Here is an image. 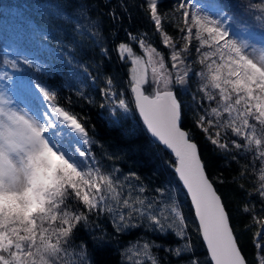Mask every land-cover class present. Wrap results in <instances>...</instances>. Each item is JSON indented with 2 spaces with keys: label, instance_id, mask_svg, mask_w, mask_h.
I'll return each instance as SVG.
<instances>
[{
  "label": "snow or ice",
  "instance_id": "1",
  "mask_svg": "<svg viewBox=\"0 0 264 264\" xmlns=\"http://www.w3.org/2000/svg\"><path fill=\"white\" fill-rule=\"evenodd\" d=\"M145 2L161 43L171 50V68L176 71L169 69L164 54L148 42L146 34H129L143 52L137 55L130 44L118 45L119 58L131 61L132 103L146 130L174 155L170 166L194 205L208 264H250L216 186L223 180L210 178L192 132L182 126L186 112L173 88L185 85L192 73L188 56L195 40L197 56L192 63L199 64L201 71L192 74L202 82L198 91L208 107L196 116L194 126L225 154L233 150L252 154L239 175L254 176L253 190L246 194L258 197L264 212V46L234 38L232 17L222 8L208 14L188 0H179L174 11L180 14L176 27L183 43L178 48L165 31L169 14L158 8L161 0ZM248 7L259 12L254 18L264 27V0ZM80 15L86 13L81 10ZM81 28L78 24V31ZM80 35H91L99 43L100 34L91 28H84ZM101 51L107 53L103 47ZM56 55L60 56L59 50ZM20 58L26 65L33 64L26 56ZM10 67L18 68L16 60L10 61ZM0 80L5 81L0 84V264H91L86 246L81 244L79 252L73 249L74 230L88 224L90 213L102 212L111 216L117 232L141 227L145 221L151 231L166 234L171 230L183 244L166 251L187 259L188 264H202L187 235L185 216L169 190L156 189L162 196L168 191L164 200L149 199L141 195L144 187L130 183L133 177L139 179L135 173L122 180L117 169L103 170L90 152L94 141L89 132L75 113L56 102V92L31 79L22 89L14 88L8 71L0 74ZM106 84L104 97H117L111 77ZM9 90L19 99L13 100ZM28 97L41 102L21 107ZM117 108L127 113L129 102L118 98L112 111ZM242 210L252 213V221L260 228L253 236L255 264H264V244L260 243L264 218L255 215L250 202ZM154 247L160 246L154 241L137 242L126 249L127 258L139 257L135 264H160ZM71 256L79 260L72 261Z\"/></svg>",
  "mask_w": 264,
  "mask_h": 264
},
{
  "label": "trees",
  "instance_id": "2",
  "mask_svg": "<svg viewBox=\"0 0 264 264\" xmlns=\"http://www.w3.org/2000/svg\"><path fill=\"white\" fill-rule=\"evenodd\" d=\"M218 5L230 13L234 18L233 27L251 29L264 35V27L261 22L255 20L259 12L250 9L249 4L260 3L262 0H215ZM174 0H161L158 8L169 14L165 23V31L179 40L181 33L174 23ZM24 6V12L37 23L42 22L57 31L58 38L72 51L75 59L86 62L91 74L97 79V88L90 87L85 92H79L63 75L62 70L57 71L49 62L39 66L37 64L26 65L19 54L2 49L8 42L7 33L0 28V74L8 71L13 79L18 76L26 81L31 79L48 87L57 94V103L75 113L89 132V137L94 141L90 146V152L95 155L101 167L105 171L117 169L116 173L122 180L130 173H135L139 179L131 178L130 183L135 187H144L141 195L149 199L155 197L164 200L168 191L162 196L156 192L157 188H165L171 192L175 202L185 216L187 235L191 238L194 254L202 264H208L206 247L197 232L194 211L189 199L170 166L175 162L174 158L156 143L147 133L141 120L131 104L130 109L133 118L122 119L118 124H111L102 115L101 105L103 98L101 89L104 82L111 77L118 94L129 96L130 92V62L121 60L118 55V45L131 44V36H147V39L164 54L168 59V51L162 45L153 23L146 11L144 0H0V15L8 7ZM83 10L86 16H81ZM59 12L61 15H56ZM11 16V15H10ZM91 28L98 32L99 43H94L91 35L81 36L77 25ZM179 24V23H178ZM94 25V27H93ZM131 34V36L129 35ZM28 43H34L30 38H25ZM134 46L139 45L134 41ZM32 46H30L31 48ZM107 49L103 53L101 48ZM42 57V56H41ZM16 60L18 68L11 69L10 61ZM9 62V63H5ZM5 82V81H3ZM181 100L185 97L179 96ZM186 116L182 126L192 132L198 144L202 159L207 164L210 178L219 177L223 183L216 182L218 191L224 198L227 208L233 217L234 230L239 236V241L250 264H255L257 249L253 244L254 233L260 228L252 221V213L243 212L246 203L255 205V215L264 218L261 212V204L254 194L247 195L253 190L254 176L239 173L243 165L252 159L251 153L233 150L225 154L216 149L194 126V113L185 111ZM232 155L237 159L233 160ZM111 157V159H109ZM257 167L259 163L257 162ZM244 188H240V185ZM139 194V193H136ZM81 210H83L81 208ZM145 221L141 227L117 232L111 216L107 213L89 214L87 225H78L74 230L73 249L79 252V246H86L87 258L91 264H135L139 257L127 258L126 249L137 242L154 241L160 247L152 249L160 264H188L187 259L171 255L167 248H175L183 244L171 230L166 234L151 231ZM103 236V240L98 238ZM264 243V238H261ZM191 255V254H189ZM72 261H78V256H71ZM145 264L150 262L145 261Z\"/></svg>",
  "mask_w": 264,
  "mask_h": 264
},
{
  "label": "rangeland",
  "instance_id": "3",
  "mask_svg": "<svg viewBox=\"0 0 264 264\" xmlns=\"http://www.w3.org/2000/svg\"><path fill=\"white\" fill-rule=\"evenodd\" d=\"M174 1H175L174 6H176L179 0H174ZM188 3L194 4L197 8H200L201 11L207 12L208 14H214V12L216 11L214 9H211L214 8L211 5L219 6L215 0H188ZM24 8H25L24 6H20L16 4V6H13L12 8L8 7L0 15V28H3L1 30H3L4 33H7L8 36L7 38L8 42L4 43L2 49L4 51L6 50L7 52L11 51V52L19 53L21 54V56H26L31 60H33V62L39 66H43L46 64V62H49V64L57 71L62 70L64 72L63 76L71 84H73L78 89L79 92H85L90 87L97 88V79L95 78V76L91 74V69L89 65L86 62L82 61L81 59H75L72 51L68 49L58 38L57 31L52 29L43 22L41 24L37 23L33 18H31L29 15H27L24 12ZM225 13L227 14V16L232 17V20L229 21V23L232 26V31L236 34L234 38L238 39L239 41H247L250 44H255L258 48L264 46L263 35H259L257 32L251 29H244V28L235 29L233 27V23H234L233 16L227 11H225ZM179 22H180V14L174 11V23L178 24ZM157 35L159 36L158 33ZM26 37L30 38L35 43L32 44L28 43V41L25 40ZM148 42L151 43L149 40ZM177 42H178L177 47L179 48L183 42L180 40V38ZM133 43H131L130 45L132 46L134 52L137 55H143L142 50L140 48H136ZM196 43L197 42L193 40L192 46L190 47L189 50L190 55L188 56V62L191 66L192 73H199L201 71V66L199 64L192 63V61H194L197 56V53L195 51ZM30 46L32 47L30 48ZM152 46L155 47L153 44ZM166 49L168 51L169 57L168 59L165 58V62L168 65L169 69L175 72L176 70L171 68V60H170L171 50L168 48ZM58 50L60 52V56L56 55ZM61 57H63V59ZM69 58L72 59V63L67 62ZM128 61L130 62V70H131V61L130 60ZM85 69H87L86 72ZM2 73L3 72H1V74ZM192 73H190L189 79L185 85H174L173 90L177 92L179 99H180L179 96L185 97L184 100H181L184 105V110L192 111L196 117L199 114H203L202 109L208 107V102L206 100L202 101L203 94L198 91L202 82L198 75H193ZM130 76H131V72H130ZM20 81H22V83ZM3 83H4L3 80H0V84ZM14 83H15V85H13L14 88L19 87L21 89L26 84L25 81L20 79H17L16 82H12V84ZM106 87H108V85L106 84V80H105L104 88L101 89L103 105H104L103 107H101L102 115L107 120H109L111 124H118L122 119L125 118H133V113L130 109L131 104H133L131 90L128 94L129 96L125 95L124 93L118 94L115 91L116 86L113 82L112 91L117 93V97L106 99L103 95V90ZM0 91H3V89H0ZM8 94L12 96L13 100L19 99V97L12 90H9ZM118 98H123L129 102V112L125 113L122 109L119 108H117L115 112L112 111V108L115 106L116 100ZM40 102L41 101L39 100L33 101L30 97H28L24 99V103L21 104V107L25 105H28L29 107H34L40 104ZM212 106L215 105L213 104ZM262 237L264 238V236ZM261 238H260V243L264 244L263 241H261L262 240Z\"/></svg>",
  "mask_w": 264,
  "mask_h": 264
},
{
  "label": "water",
  "instance_id": "4",
  "mask_svg": "<svg viewBox=\"0 0 264 264\" xmlns=\"http://www.w3.org/2000/svg\"><path fill=\"white\" fill-rule=\"evenodd\" d=\"M136 113H137V116L139 117V114H138V112L136 111ZM139 119L141 120V122H142V119L139 117ZM142 124H143V122H142ZM145 127V126H144ZM145 129H146V127H145ZM147 131V130H146ZM147 133L149 134V136L152 138V140H154L155 142H156V140L151 136V134L147 131ZM156 143H158V142H156ZM165 151H167L173 158H174V155L171 153V151L170 150H168V149H166L162 144H160V143H158ZM174 160H175V158H174ZM176 176H177V174H175ZM177 178H178V176H177ZM178 180H179V178H178ZM180 182V184H181V187L183 188V190H184V192L186 193V195H187V197H188V199H189V202H190V204H191V207H192V209H193V211H194V216H195V209H194V205H192V203H191V198H190V196L187 194V192H186V189L183 187V185H182V182L181 181H179ZM195 221H196V223H197V225H198V219L196 218V216H195ZM201 239H202V237H201ZM203 241V240H202ZM204 243V242H203ZM204 245H205V247H206V244L204 243ZM206 250H207V248H206Z\"/></svg>",
  "mask_w": 264,
  "mask_h": 264
},
{
  "label": "bare ground",
  "instance_id": "5",
  "mask_svg": "<svg viewBox=\"0 0 264 264\" xmlns=\"http://www.w3.org/2000/svg\"><path fill=\"white\" fill-rule=\"evenodd\" d=\"M211 6L214 7V8H211V9H214V10H217V9H220V8H221V7L216 6V5H215V6L211 5ZM211 9H210V10H211ZM224 12H225V11H224ZM41 99H42V98H41ZM45 103H46V102H45Z\"/></svg>",
  "mask_w": 264,
  "mask_h": 264
}]
</instances>
